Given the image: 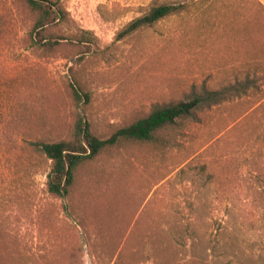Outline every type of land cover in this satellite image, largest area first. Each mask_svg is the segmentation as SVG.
<instances>
[{
  "label": "rangeland",
  "instance_id": "obj_1",
  "mask_svg": "<svg viewBox=\"0 0 264 264\" xmlns=\"http://www.w3.org/2000/svg\"><path fill=\"white\" fill-rule=\"evenodd\" d=\"M57 1L66 20L46 36L61 44L46 50L28 39L34 16L24 5L0 0V127L9 126L0 134V264H264V103L251 111L262 80L258 92L162 132L163 144L103 152L78 169L65 198L47 191L50 162L20 146L70 139L78 115L107 139L202 85L260 77L243 41L259 27L249 21L257 5ZM153 3L188 10L118 40ZM72 87L88 101L76 104Z\"/></svg>",
  "mask_w": 264,
  "mask_h": 264
},
{
  "label": "trees",
  "instance_id": "obj_2",
  "mask_svg": "<svg viewBox=\"0 0 264 264\" xmlns=\"http://www.w3.org/2000/svg\"><path fill=\"white\" fill-rule=\"evenodd\" d=\"M34 16L33 24L28 32V39L37 49L53 50L61 43L46 36L48 29L60 26L66 20L67 13L55 0H16ZM257 5L256 12L251 13L249 21L256 17L258 28L247 27L244 29V46L248 48L254 59L258 62L259 69L264 67V6L257 0H250ZM249 3V8H252ZM188 10L186 3H153L149 10L129 22L119 32L117 39L125 37L152 27L161 20L179 15ZM0 13V53L1 41L7 33L5 20ZM257 17H260L257 20ZM253 20V19H252ZM257 24V25H258ZM264 70V69H262ZM264 72V71H263ZM257 80L264 81V74L260 77L245 75L241 80L234 78L229 84L218 89H209L202 85L198 92L193 91L188 98L180 99L168 104L156 105L145 116L139 117L131 123L117 129L107 139H100L91 130L90 124L80 116L73 125L70 139L59 141H46L41 138H21V148L28 150L36 156H42L50 162V170L46 176V187L49 194L65 198L69 195L75 183L76 173L79 168L94 161L103 152L121 148L129 144L159 145L165 143L160 134L169 129L180 128L184 122L197 120V113L205 109L219 106L225 102L241 99L252 91H259ZM73 100L76 104L88 101V95L72 87ZM264 103H258L252 112H255ZM9 126L0 127L3 138ZM21 129L24 130L23 127ZM22 137V136H21ZM1 142V140H0Z\"/></svg>",
  "mask_w": 264,
  "mask_h": 264
},
{
  "label": "crops",
  "instance_id": "obj_3",
  "mask_svg": "<svg viewBox=\"0 0 264 264\" xmlns=\"http://www.w3.org/2000/svg\"><path fill=\"white\" fill-rule=\"evenodd\" d=\"M255 108V107H254ZM254 108H252V109H254Z\"/></svg>",
  "mask_w": 264,
  "mask_h": 264
}]
</instances>
